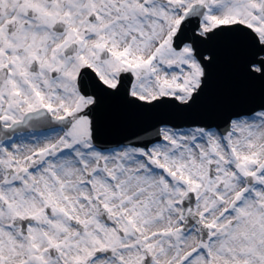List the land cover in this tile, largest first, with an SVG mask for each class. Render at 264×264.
Wrapping results in <instances>:
<instances>
[{"label":"snow or ice","instance_id":"6c2138e0","mask_svg":"<svg viewBox=\"0 0 264 264\" xmlns=\"http://www.w3.org/2000/svg\"><path fill=\"white\" fill-rule=\"evenodd\" d=\"M0 264H264V0H0Z\"/></svg>","mask_w":264,"mask_h":264}]
</instances>
